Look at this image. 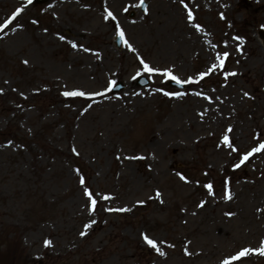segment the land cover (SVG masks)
<instances>
[{"label":"rangeland","instance_id":"374dc122","mask_svg":"<svg viewBox=\"0 0 264 264\" xmlns=\"http://www.w3.org/2000/svg\"><path fill=\"white\" fill-rule=\"evenodd\" d=\"M143 2L0 0V264H264V0Z\"/></svg>","mask_w":264,"mask_h":264},{"label":"snow or ice","instance_id":"6c2138e0","mask_svg":"<svg viewBox=\"0 0 264 264\" xmlns=\"http://www.w3.org/2000/svg\"><path fill=\"white\" fill-rule=\"evenodd\" d=\"M28 2L31 4L32 0H28ZM142 3H143V0H142ZM21 11H22V9H17L16 12L11 17V19H9V20L3 22L2 24H0V30L6 29L12 23V21L16 19V17L20 14ZM145 11H146V8H145ZM188 15L191 16L192 15L191 12H189ZM109 16H112V13H109ZM112 18L115 19L114 16ZM119 37H120L121 40L124 39L123 31H120ZM60 38L64 39V37H60ZM72 47L75 48V47H77V45L76 44H72ZM128 47L131 49V45L130 44L128 45ZM132 50L134 51V49H132ZM228 56H229V53L227 51H225L222 56L217 55L216 59L219 60L221 68L224 66V62H225V60H227ZM25 63H26V61H25ZM141 64L143 65V68H144V70L146 72H149V73L158 72L157 69L151 67L149 64L145 63L143 60H141ZM163 75L169 76L170 79L173 82H175L177 85H181V86H183L185 83L193 82L191 80H181L180 78L176 77L175 75H172L170 72H164ZM231 75H235V73H231ZM202 78H203V74H202ZM164 94L165 95H176V96L182 95V93H179V92H176V93H167L166 92ZM64 95L65 96H84L85 93H83V92H65ZM245 95H247V93ZM224 141H225L226 144H228V137L227 136L224 137ZM229 146L231 147V145H229ZM260 147L264 148V144H262ZM232 150L236 151L235 148H232ZM258 150L259 149H254V151H258ZM245 159H247V157H245ZM237 167H239V165H237ZM181 178L183 179V177H181ZM81 183H83V180H81ZM206 187L209 189V191L212 190V185L211 184L206 185ZM85 194L91 199L92 193L90 191H86ZM157 195H159V193ZM228 198L231 199V195H229ZM105 199H107V197H105ZM91 204H92L93 210H95L96 200L95 199H91ZM118 211H127V209H118ZM88 227H90V225H88ZM84 234L85 233H81V235H84ZM144 239L146 240V242L149 245H151L154 249L159 251V249L156 246V243L153 240L148 239L147 236H145ZM46 243H49V242H46ZM249 251L250 250H248V249H245V250L241 251L236 256L232 257V260H239L241 257L246 256L249 253ZM261 254H264V250L261 251ZM160 255H164V253L160 252ZM223 264H231V261L230 260H225L223 262Z\"/></svg>","mask_w":264,"mask_h":264}]
</instances>
